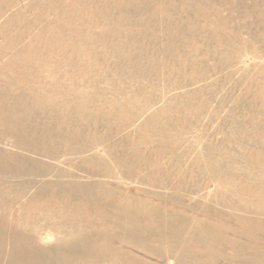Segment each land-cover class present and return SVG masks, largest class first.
Segmentation results:
<instances>
[{
	"label": "rangeland",
	"instance_id": "1",
	"mask_svg": "<svg viewBox=\"0 0 264 264\" xmlns=\"http://www.w3.org/2000/svg\"><path fill=\"white\" fill-rule=\"evenodd\" d=\"M1 221L79 263L264 264V0H0Z\"/></svg>",
	"mask_w": 264,
	"mask_h": 264
},
{
	"label": "bare ground",
	"instance_id": "2",
	"mask_svg": "<svg viewBox=\"0 0 264 264\" xmlns=\"http://www.w3.org/2000/svg\"><path fill=\"white\" fill-rule=\"evenodd\" d=\"M36 242L34 238L21 234L12 222L1 221L0 264H87L76 262L70 254L66 255L56 249L47 252Z\"/></svg>",
	"mask_w": 264,
	"mask_h": 264
}]
</instances>
